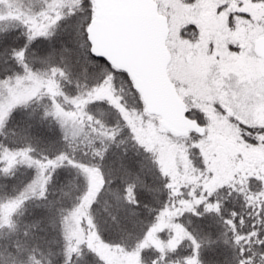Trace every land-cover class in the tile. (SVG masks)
I'll list each match as a JSON object with an SVG mask.
<instances>
[{
  "label": "snow or ice",
  "instance_id": "1",
  "mask_svg": "<svg viewBox=\"0 0 264 264\" xmlns=\"http://www.w3.org/2000/svg\"><path fill=\"white\" fill-rule=\"evenodd\" d=\"M0 264H264V0H0Z\"/></svg>",
  "mask_w": 264,
  "mask_h": 264
}]
</instances>
